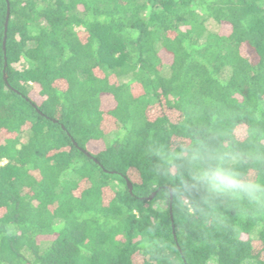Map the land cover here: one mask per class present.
<instances>
[{"label":"trees","instance_id":"16d2710c","mask_svg":"<svg viewBox=\"0 0 264 264\" xmlns=\"http://www.w3.org/2000/svg\"><path fill=\"white\" fill-rule=\"evenodd\" d=\"M178 141L264 181V0H0V264H264V210L161 204Z\"/></svg>","mask_w":264,"mask_h":264},{"label":"clouds","instance_id":"9594fccd","mask_svg":"<svg viewBox=\"0 0 264 264\" xmlns=\"http://www.w3.org/2000/svg\"><path fill=\"white\" fill-rule=\"evenodd\" d=\"M152 154L158 158L159 175L181 178L180 185L169 187L161 194V204L176 200L186 217L217 218L206 197L187 199L184 198L186 191L227 196L264 210V181L240 171V155L231 148L178 141L173 147L156 146ZM204 204H209L210 210L206 211Z\"/></svg>","mask_w":264,"mask_h":264},{"label":"water","instance_id":"95a60500","mask_svg":"<svg viewBox=\"0 0 264 264\" xmlns=\"http://www.w3.org/2000/svg\"><path fill=\"white\" fill-rule=\"evenodd\" d=\"M6 17L8 18V12H7ZM6 20H7V19H6ZM127 184H128V186H129V188H131L130 184H129V183H127ZM152 197H153V195L150 196V198H152Z\"/></svg>","mask_w":264,"mask_h":264}]
</instances>
